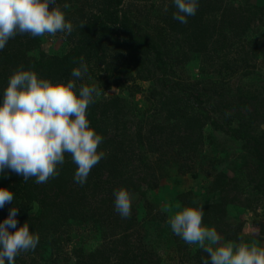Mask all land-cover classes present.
I'll use <instances>...</instances> for the list:
<instances>
[{
    "label": "trees",
    "instance_id": "16d2710c",
    "mask_svg": "<svg viewBox=\"0 0 264 264\" xmlns=\"http://www.w3.org/2000/svg\"><path fill=\"white\" fill-rule=\"evenodd\" d=\"M102 1L105 9L121 3V0ZM240 2L198 0L196 14L186 17L188 22L181 24L173 19L176 11L173 0H160V4L151 7L148 17L153 23L147 32L129 34V28L122 24L126 38L114 37L113 44L117 52L126 54L128 64L120 67L115 58L108 68L119 82L123 79L126 82H148L146 100L155 106L158 115L162 114V122L148 121L145 128L134 130L135 115L124 109L123 99L107 96L91 104L86 112L89 126L104 138L98 151H104L106 156L92 168L83 186L74 181L77 166L67 153L64 164L57 166L59 176L44 184L35 183V178L25 182L9 170L0 173V188H7L14 194L12 203L0 208V222L15 206L19 212L17 227L26 222L29 230L40 238L35 250L22 252L15 258V264H23L21 255H38L47 240L54 246L56 239L64 235L71 223L79 224L84 220H92L105 227L102 241L89 251L77 246L72 250L73 261L66 257L62 264H169L171 260L174 264H202V259H210L198 246L190 249L176 235L170 241L167 238V243L175 245L177 250H166L164 257L158 255L155 250L144 246L136 211L125 219L120 218L114 208V191L121 187L142 201L145 192L138 186L143 184L146 189L157 187L161 169L155 162L145 160L147 154L156 155L159 162H163L161 157L170 155L179 161L178 175L191 173L192 167L186 162L193 159L203 146V131L207 125L221 131L226 126L225 132L232 141L240 142V146L227 168L205 175V181L209 176L211 180L205 188L206 195L196 201L195 207L203 205V226L214 227L223 242H241L243 223L240 218L230 225L222 224L221 220L229 208L235 210L239 196H251L255 201L254 193L264 189V129L260 128L264 123V96L258 100L259 89L255 84L241 86L238 78L235 80L229 72L221 70L222 63L218 70L225 82L216 80V84L223 86L228 83L229 87L215 90V100H211L208 90L197 94L174 76L175 69L189 58L198 59L200 66H206L210 59L219 61L225 45L233 47L236 40L245 38L250 27L264 22L263 5L249 0L248 3ZM93 18L92 21L91 18L84 19L82 13L78 20H72L73 28L79 31V38L63 55L42 54L34 58L29 53L37 49L39 36L17 34L11 38L0 50V103L10 75L21 67L34 71L39 78L50 79L54 84L61 81L66 84L72 78L73 68L80 66V53L91 36L111 32L101 18ZM111 22L116 23V17H112ZM243 42L253 46L252 54L257 46L264 48V38L247 42L244 39ZM101 46L98 44L96 48L101 51ZM119 53L117 57L121 56ZM130 69H133V75ZM137 127H141L139 122ZM175 200L178 203L181 197ZM146 202L147 208L150 202ZM34 205L36 209L31 214ZM142 206L137 207L141 210ZM243 208L240 206L241 210ZM259 225L253 220L257 232L264 234V226L260 228ZM57 253L47 259V264H57L60 252ZM33 259L30 264L35 263Z\"/></svg>",
    "mask_w": 264,
    "mask_h": 264
},
{
    "label": "rangeland",
    "instance_id": "374dc122",
    "mask_svg": "<svg viewBox=\"0 0 264 264\" xmlns=\"http://www.w3.org/2000/svg\"><path fill=\"white\" fill-rule=\"evenodd\" d=\"M159 1L121 0L119 6L105 9L102 0H56V3L65 13L67 21L72 23V20H78L83 13L84 19L91 18V21L93 17L101 18L111 30L106 35L91 36L84 45L80 57H83L84 63L88 67V72L81 79L76 80L77 89L75 91L78 95L80 85L91 86L95 84L101 90V95L95 99V102L98 103L107 96L121 97L124 109L126 108L130 114L135 115L132 123L134 130L145 128L149 125L148 121L161 123L163 116L162 114L158 115L155 112V106L150 105L146 100L148 82L140 80L126 82L124 79L119 82V80L114 78V74L108 68L112 66L113 60L116 58L120 67L126 66L128 63L126 62V54L116 51L113 39L114 37H118L120 40L126 38L122 26L124 23L129 28V34H133L135 31L147 32L153 23L152 18L148 17L151 7L154 4H160ZM247 1L241 0L240 3ZM249 2H258L264 6V0H249ZM65 3L69 4L70 7L64 9L63 5ZM112 17H116V23L111 22ZM87 24L88 22L85 23V25ZM78 38L79 31H76L75 28L67 36L64 33H57L55 36L45 34L39 36L40 42L37 49L32 50L29 54L34 58H38L42 54L46 56L63 55L76 43ZM263 38L264 22L255 25L254 28L250 27L245 38L241 41L240 39L236 40L233 47L228 48L225 45L222 50V58L219 61L210 59L206 66H200L198 59L189 58L175 69L174 76L179 78L185 86L191 87L192 91L198 92L197 94L208 90L211 100H215L217 98V91L215 92V90L229 87L228 83L223 86L216 84V80L225 82L218 70V65L222 63L220 66L221 70L229 72L235 80L238 78L241 86L249 83L255 84V87L259 89L256 97L261 100L264 96V48L257 46L254 54H252L253 46L241 42L244 39L247 42L253 39L255 41L262 40ZM98 44L102 45L101 51L96 48ZM118 53L121 54L120 57H117ZM130 70L133 75V69ZM71 79L74 78L72 77ZM138 122L141 127H137ZM260 128L264 129V123L260 124ZM222 130L224 132L220 129H214L211 125L205 126L203 146L193 159L186 162L192 167L189 174L178 175L177 167L179 161L173 159L170 155L161 157L163 162L156 160V155L147 154L145 156V160L152 163L155 162L161 169V176L155 189H146L143 184L138 186L140 191L145 192L143 201L139 200L137 196H132L133 208L131 215H134V211H136L137 219L140 220L139 230L142 242L147 249L155 250L162 257L167 255L165 253L166 250L168 252L177 250L175 245L172 246L167 243V238L170 241L174 235L168 223L169 217L184 207H195L196 203L194 204L193 201L199 202L203 199L206 193L205 188L211 180L209 176L205 181V175L213 174L218 169L224 170L223 168H227L229 162L233 161V153L239 150L240 142L232 141V137L228 135V132H225L226 126ZM253 196L255 201L251 200V196L247 198L239 196L238 199L236 198L239 204H236L235 210H232L234 208H229L228 214L221 221L224 225H230L231 223L235 224L240 218L243 223L241 240L249 244L256 242L259 247H264V234H259L253 226V220L258 221L260 228L264 226V189L254 193ZM179 197H181V201L177 203L175 198ZM146 201L150 202L147 208L145 206V203L147 205ZM140 204L143 205L141 210L140 207H137ZM166 204L172 207L171 213L164 210ZM177 205H179V208L176 207ZM240 206L244 208L241 210ZM35 209L36 205L33 206L31 214L35 212ZM239 210L241 211L240 213H238ZM84 221H79V224L71 223L65 229L64 235L56 239L54 246L48 243L50 240H47L38 255H21L20 258L23 264L32 263L31 258H34V264H44V262L47 264V259L57 255V252H60L59 258L56 259L57 264H62L66 257L73 261L72 250L77 246H82L85 251L97 247L102 241L101 237L105 227L101 226V224L98 225L97 222H92V220ZM188 246L190 249H195L198 245L188 244ZM169 264L174 263L171 260Z\"/></svg>",
    "mask_w": 264,
    "mask_h": 264
},
{
    "label": "clouds",
    "instance_id": "9594fccd",
    "mask_svg": "<svg viewBox=\"0 0 264 264\" xmlns=\"http://www.w3.org/2000/svg\"><path fill=\"white\" fill-rule=\"evenodd\" d=\"M173 4V19L181 24H186V17L194 16L198 9V0H173ZM69 7L67 3L63 5L64 9ZM72 31L73 24L65 19L56 0H0V50L17 34L67 36ZM87 72L81 57L80 66L71 73L74 79L66 84H54L22 67L10 75L0 103V173L9 170L25 182L35 178V183L44 184L59 176L57 166L64 164L67 153L77 166L74 181L81 186L87 182L92 168L106 156L104 151H98L103 136L89 126L86 118L88 107L101 90L95 84H84L79 86L78 95L75 91L76 80ZM114 196L115 211L122 218H130L132 195L121 187ZM13 200L11 191L0 188V208ZM164 210L171 213L172 207L166 204ZM18 214L14 206L0 222V264H15L18 255L35 250L39 243V235L29 230L28 223L17 227ZM203 215V205H198L184 207L168 220L174 235L208 254L210 259H202V264H264V247L242 240L223 242L214 227L203 226Z\"/></svg>",
    "mask_w": 264,
    "mask_h": 264
}]
</instances>
